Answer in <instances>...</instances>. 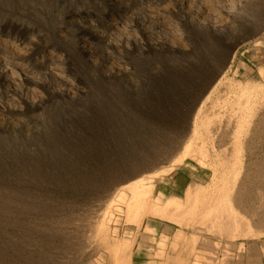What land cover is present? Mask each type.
Wrapping results in <instances>:
<instances>
[{"label":"rangeland","instance_id":"obj_1","mask_svg":"<svg viewBox=\"0 0 264 264\" xmlns=\"http://www.w3.org/2000/svg\"><path fill=\"white\" fill-rule=\"evenodd\" d=\"M0 72V264H115L82 241L103 220L129 264H264V0H0Z\"/></svg>","mask_w":264,"mask_h":264},{"label":"bare ground","instance_id":"obj_2","mask_svg":"<svg viewBox=\"0 0 264 264\" xmlns=\"http://www.w3.org/2000/svg\"><path fill=\"white\" fill-rule=\"evenodd\" d=\"M62 33H66V31H62ZM110 33V32H109ZM110 34H112V33H110ZM103 38V43L105 44V45H107V46H111V45H113V44H111V37H112V35L111 36H109V35H106V36H102ZM110 37V38H109ZM121 42V41H120ZM113 43V42H112ZM119 44H121V43H119ZM122 45V44H121ZM84 55L86 56V57H91L92 56V53L88 50V49H85V51H84ZM46 70V69H45ZM46 72L47 73H49V72H51V70H46ZM53 73V72H52ZM6 77H5V74L4 73H2V72H0V83L2 84V85H6L9 89L11 88V83L10 84H8V83H5V79ZM8 82V81H7ZM203 83V82H202ZM11 90V89H10ZM10 92V91H9ZM9 99V98H8ZM264 114H262V116H263ZM261 116V117H262ZM264 117V116H263ZM243 118V117H242ZM194 124H195V119H194V121H193V123H192V126H194ZM240 126V125H239ZM259 126V125H258ZM193 128V127H192ZM241 130V129H240ZM196 132H197V130H196ZM237 133V132H236ZM190 134V136L189 137H191L192 135H191V133H189ZM196 134V133H195ZM238 134V133H237ZM198 135V134H197ZM236 135V134H235ZM195 137H196V135H194ZM237 136V135H236ZM195 140V139H194ZM200 140V139H199ZM191 141V140H190ZM237 141V140H236ZM194 142V141H193ZM181 144V143H180ZM201 144V143H200ZM190 145H191V143H190ZM193 145V144H192ZM180 146V145H179ZM178 147V146H177ZM179 148V147H178ZM235 148H236V146H235ZM238 148V147H237ZM187 149H188V147H187ZM192 149V148H191ZM190 149V150H191ZM194 150H196L195 148H193ZM192 149V150H193ZM239 149V148H238ZM175 152H176V150L175 149H173ZM178 150V149H177ZM191 150V151H192ZM202 150V149H201ZM235 150V149H234ZM172 151V150H171ZM187 151V150H186ZM191 151H189L190 153H191ZM197 151V153H198V151L199 150H196ZM196 151H193V152H195L196 153ZM235 151H237V150H235ZM178 152H180V150L178 151ZM176 153L174 156H172V158L170 159V160H166V162H167V164L166 165H164V166H162V170H159L160 168H158V167H161V164H163V163H161L160 165H156V162H150V163H148V164H146V165H144V166H141V167H139L136 171H134V172H132L131 174H129L128 175V177H126L125 179H123V181H126V180H128L129 181V179L131 178H137V177H143V178H141V179H136V181H134V182H131V184L129 185V186H126V188H123V190L121 189L120 191H124V193H126L127 191H129L130 192V196H128V203H127V208H129V211H132V213L133 212H135V213H137V212H139L140 210H141V208L143 209V206H146L147 204H148V201L146 200V198L144 197V193H143V189L141 190V184H142V181H144L145 179H144V177H145V175L148 173V172H151V171H153V174L151 173V176L153 175H156V172L158 171H163V172H165V173H167V172H169V171H171L172 170V168L175 166V165H178V163H182V161H183V158H184V155L182 154V152H181V154L180 153ZM188 152V151H187ZM193 152H192V154H193ZM201 152V151H200ZM199 152V153H200ZM196 153V154H197ZM198 153V154H199ZM202 153V152H201ZM239 153V152H238ZM237 153V154H238ZM192 154H190V156L192 155ZM196 154H194V155H196ZM197 154V155H198ZM236 153H235V155H237ZM167 155H171V153H169V154H167ZM188 155V154H187ZM202 155V154H201ZM200 155V156H201ZM232 155H233V153H232ZM203 156H204V154H203ZM186 157V156H185ZM192 157L194 158V156L192 155ZM198 157V156H197ZM236 158V157H235ZM200 159V158H199ZM231 159V158H230ZM161 160H163V159H161ZM185 160V159H184ZM160 161V160H159ZM202 161V160H201ZM163 162V161H162ZM158 163V162H157ZM234 165H232V167H233ZM230 167V166H229ZM158 168V169H157ZM228 168V167H227ZM157 169V170H156ZM231 170V169H230ZM158 172H157V174H158ZM152 176V177H153ZM147 177V176H146ZM149 177V176H148ZM147 177V178H148ZM150 178V177H149ZM255 179V178H254ZM122 180V179H121ZM123 181H122V183H123ZM232 181V180H231ZM129 184V183H128ZM144 185V184H143ZM195 185V184H194ZM125 186V185H124ZM220 186V185H219ZM227 186V185H226ZM243 187V186H242ZM130 189V190H127V189ZM140 188V189H139ZM191 188H192V186H191ZM195 188V187H194ZM218 188H220V187H218ZM232 188V187H231ZM120 189V188H119ZM118 189V190H119ZM196 189H197V187H196ZM200 189V188H199ZM211 189H212V187H211ZM225 189V188H224ZM223 189V190H224ZM117 190V191H118ZM188 190H189V192L187 193V198H185L184 200H186V199H188V201L189 202H186L187 204H185L186 206H184V207H182V208H184L183 209V212L181 213L182 215H185L186 213V215H188V214H190V213H192V211H193V207H194V203L192 204L191 203V200L192 199H195V196L192 198L191 196H192V194L195 192L196 193V191L197 190H195L194 191V189H191L190 190V188H188ZM222 190V191H223ZM243 190V189H242ZM240 191L237 195H236V199H237V203L238 204H241L242 205V203H243V198H242V196H245L246 194L245 193H243V191ZM205 191H207V190H205ZM205 191H204V193H205ZM216 191V190H215ZM201 192H203V191H201ZM118 193V192H117ZM142 193H143V195H142ZM210 193V192H209ZM212 193V192H211ZM223 193V192H222ZM222 193H214V195H213V198L211 199V197H210V199H208L207 201H206V199H205V201L204 202H206L207 204H210L209 205V208L210 209H213V210H215V212H216V214L215 213H213V214H215L216 216H214V218L216 217L217 219L219 218L220 219V221H222V222H218L217 224L218 225H216V229L214 228V226L215 225H212V223H210V222H212L211 220L213 219V217H212V219H210V225H211V228L213 229V232H216V235L218 234L220 237H223V238H228L227 240H230L231 238H233V236H238V234H236L235 232H234V230H236V229H233L234 228V224H235V222H236V220H235V222L233 221L232 222V219H230L229 217H223V216H227V214H225V215H223L224 214V212L223 211H225L226 210V202H224V199H222ZM113 195H114V193H113ZM117 195V194H116ZM120 195V194H119ZM207 195V194H206ZM212 195V194H211ZM113 197H115V196H113ZM124 197H126V196H124ZM198 197H199V195H198ZM206 197V196H205ZM190 198H192V199H190ZM209 198V197H208ZM114 199V198H113ZM204 199V198H203ZM200 200H202V198L200 199ZM229 200V199H228ZM197 201H199V200H197ZM214 202V203H212L211 204V202ZM122 202V201H121ZM184 202V203H185ZM195 202V201H194ZM203 202V203H204ZM108 203V202H107ZM184 203H182V204H184ZM196 203H199V202H196ZM202 203V202H201ZM168 204V203H167ZM199 205V204H198ZM198 205H196V206H198ZM167 206V205H166ZM173 206V205H172ZM201 206H202V204H201ZM205 205L203 204V207H204ZM207 206V205H206ZM169 207V206H168ZM174 208L171 210L175 215H178L179 216V212L176 214V211H174V209H175V206H173ZM262 207V206H261ZM176 208H177V206H176ZM196 208V207H195ZM202 208V207H201ZM208 208V207H207ZM158 209H159V206H158ZM232 209V208H231ZM237 209V208H236ZM161 210V209H160ZM167 210V209H166ZM182 210V209H181ZM202 210V209H201ZM205 210V209H204ZM208 210V209H207ZM142 211V210H141ZM164 211H165V208H164ZM170 211V212H171ZM196 211V210H195ZM199 211H200V209H199ZM197 212H198V210H197ZM197 212H196V214H197ZM212 212H214V211H212ZM218 212L220 213V212H223V214L221 215V216H219L218 215ZM225 212H228V211H225ZM163 213V212H162ZM169 213V212H168ZM167 213V214H168ZM173 213H172V215H173ZM205 213H207V211L205 212ZM205 213H203V214H205ZM209 213V212H208ZM207 213V214H208ZM165 214V213H164ZM167 214H165V215H167ZM231 214H233V211H231ZM93 215V214H92ZM131 215V214H130ZM145 215V214H144ZM171 215V214H170ZM174 215V216H175ZM185 215V216H186ZM190 215H192V214H190ZM80 216V215H79ZM84 216V215H83ZM132 216V215H131ZM168 216V215H167ZM177 216V217H178ZM184 216V217H185ZM196 216V215H195ZM194 216V217H195ZM199 216H200V214H199ZM202 216H204V215H202ZM230 216H232V215H230ZM136 217V216H135ZM177 217H175V218H177ZM183 216H181V218L183 219L184 218ZM193 217V218H194ZM236 217H238V216H236ZM137 218V217H136ZM170 218V217H169ZM171 218H174V217H171ZM186 218H188L187 216H186ZM186 218H184L185 220H187ZM192 218V217H191ZM197 218V217H196ZM195 218V219H196ZM208 218H210V216L208 217ZM233 218V217H232ZM93 219V218H92ZM179 219V218H178ZM201 219V218H200ZM222 219V220H221ZM180 220V219H179ZM190 220H192V219H190ZM199 220V219H198ZM203 220V219H202ZM216 220V219H215ZM234 220V219H233ZM85 221V220H84ZM87 221V220H86ZM180 221H182V220H180ZM188 221V220H187ZM197 221V220H196ZM237 221H238V219H237ZM79 222V221H78ZM81 222V221H80ZM88 222H90V221H88ZM183 222V221H182ZM214 222V221H213ZM75 223H77V221H75ZM84 223V222H83ZM87 223V222H86ZM96 223V221H91L90 223H87L86 224V226H85V230H86V232H85V235H84V237H83V240L82 241H85V243H88V242H90V239H91V237L92 236H97L98 238L101 236V238H102V240L104 239L105 240V247L106 246H112V247H114V251H111V249L109 250V251H111L112 252V254H113V252H115L114 254H115V264H122L123 262H122V259L125 257V261H124V263L125 264H129V261H130V263H131V261L133 260V259H135L134 257H135V255H136V253H133L132 254V251H130V253L128 252V251H126V252H128L130 255L128 256L127 255V253H126V255H124L123 256V258H122V256H120V253H121V245H124V244H122L121 243V245H119L120 243H116L115 241H114V243H112L113 242V237H112V235H113V232H117V230L116 229H114V231H112L111 233H110V230H109V226L107 225V222L106 221H99V222H97V224H95ZM184 223V222H183ZM191 223H194V220H193V222H191ZM208 223V224H209ZM247 223V222H246ZM245 223V224H246ZM254 223V222H253ZM95 224V225H94ZM188 224V223H187ZM215 224V223H214ZM237 224V223H236ZM242 224V223H241ZM248 224V223H247ZM184 225V224H183ZM82 226V225H81ZM189 226V225H188ZM192 226H193V224H192ZM255 226V225H254ZM256 226H264V219L262 220V221H258V225H256ZM202 227V226H201ZM236 227V226H235ZM76 228L77 227H75V230H76ZM206 228V227H205ZM210 228V226H209V229H211ZM240 228V227H239ZM242 228V227H241ZM197 230V229H196ZM246 230V229H245ZM262 231H264V230H262ZM76 232V231H75ZM210 232V231H209ZM212 232V233H213ZM240 232V231H239ZM244 232V231H243ZM246 232V231H245ZM260 232V231H259ZM79 233V232H78ZM77 233V234H78ZM180 233V232H179ZM112 234V235H111ZM183 234V233H182ZM259 234V233H258ZM79 235V234H78ZM179 235V234H178ZM184 235H185V233H184ZM188 235V234H187ZM187 235H186V237H187ZM214 235V234H213ZM217 235V236H218ZM261 235V234H260ZM79 236H81V235H79ZM114 240H117L116 238H118L117 237V235L116 234H114ZM190 236H192V235H190ZM189 236V237H190ZM241 236V235H240ZM176 237V236H175ZM183 237V236H182ZM79 238V237H78ZM119 241H121L120 239H119ZM118 241V242H119ZM123 241V240H122ZM127 241V240H126ZM178 241V240H177ZM186 241V240H185ZM124 243V242H123ZM68 244V243H67ZM183 244V243H182ZM188 244H189V242H188ZM184 245V244H183ZM92 245H90V249L87 251L88 253H89V258H91V259H93L94 257H95V255L98 253V251L102 248V246L103 245H98V244H95L93 247H91ZM182 246V245H181ZM83 247H84V244H83ZM81 248V247H80ZM111 248V247H110ZM182 248H183V246H182ZM102 249H104V248H102ZM107 250V249H106ZM123 250V249H122ZM84 251V250H83ZM108 251V250H107ZM82 252V251H81ZM150 252V251H149ZM83 254H84V252H83ZM83 254H82V257H83ZM123 254H124V252H123ZM161 254V253H160ZM80 255H81V253H80ZM79 256V255H78ZM87 256V255H86ZM85 256V257H86ZM88 257V256H87ZM86 257V258H87ZM112 257V256H111ZM148 257H149V255H148ZM157 257V256H156ZM72 258V257H71ZM172 258V257H171ZM188 258V257H187ZM78 259H80V258H78ZM77 259V260H78ZM108 259H110V257L108 258ZM112 259V258H111ZM124 260V259H123ZM158 260V259H157ZM170 260V259H169ZM111 261V260H110ZM112 261H114V260H112ZM111 261V263L109 262V264H113V262ZM145 261V260H144ZM147 261V260H146ZM167 261H168V259L166 260V264H169V263H167ZM72 262V261H71ZM141 262V261H140ZM169 262V261H168ZM80 263V262H79ZM107 264H108V261H107ZM146 264V263H145Z\"/></svg>","mask_w":264,"mask_h":264}]
</instances>
